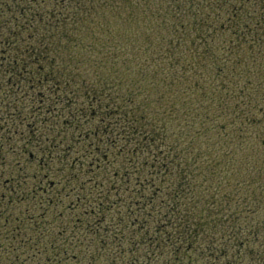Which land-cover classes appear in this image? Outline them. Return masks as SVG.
Segmentation results:
<instances>
[{"label": "trees", "instance_id": "obj_1", "mask_svg": "<svg viewBox=\"0 0 264 264\" xmlns=\"http://www.w3.org/2000/svg\"><path fill=\"white\" fill-rule=\"evenodd\" d=\"M0 130V264L264 263V0H0Z\"/></svg>", "mask_w": 264, "mask_h": 264}, {"label": "rangeland", "instance_id": "obj_2", "mask_svg": "<svg viewBox=\"0 0 264 264\" xmlns=\"http://www.w3.org/2000/svg\"><path fill=\"white\" fill-rule=\"evenodd\" d=\"M35 132L37 130L36 127L34 128H28L27 126L25 128H20L18 127V132H20V134H27L28 132ZM3 130H0V133H2ZM4 133V132H3ZM7 134L10 135L8 137H11L13 140L14 139H18L19 136L18 134ZM22 137V136H21ZM93 140V138H92ZM21 141V140H20ZM91 141V140H88ZM94 143V141H92ZM21 144V143H20ZM18 143H12L9 142V145L7 146V150L4 151L2 153V155H0V186H4L5 189H1L0 188V194L1 195H6L9 196L10 194H8V191L6 190V188H12V185H14V183L16 184V180H22L24 177H27L25 179V188H29V189H36L37 192H39L41 190V188H45L44 186V180H46L45 175H46V170L42 169V167L40 166L41 162V154L38 151H34L33 150H26V152H21L19 151L20 148H22V145H20ZM81 145H75L74 148L71 149V151L68 152V154L70 155V159H77V157H83V158H87L88 156V152L82 153L79 151V147ZM61 150V149H58ZM90 150V148H89ZM261 150V149H260ZM263 150V149H262ZM77 151V152H76ZM38 152V153H37ZM51 153H55L56 151H50ZM22 154V157L19 156V154ZM32 153V158L28 159L29 154ZM59 153V152H57ZM71 153V154H70ZM263 154V152H262ZM84 155V156H83ZM86 160V159H84ZM264 160L263 158L260 159V161ZM68 161H70L68 159ZM77 162V160H75ZM83 161V160H82ZM84 166L86 165V161L83 162ZM83 166V167H84ZM46 167V166H45ZM94 168V166H92V164H88L87 166L84 167V171H88L89 169ZM21 173V174H20ZM7 184V185H6ZM89 184V183H87ZM38 185L41 186V188L38 190ZM13 197H17L18 194L17 193H13L12 194ZM21 197V196H18ZM39 200L36 198H33L32 195H30L28 193L27 198L23 200V204H17L18 207H16L15 212L12 213L13 217H15L16 214H23V218L25 219L27 217V210H34L35 204L38 202ZM67 203L64 204V206H66ZM11 208H13V206H11ZM9 210V208H8ZM61 210H56L57 213H60ZM68 210L67 211H63L62 212V217L61 218H57V216H55L54 218L51 217V221L49 223H52L53 225H58L61 222L64 223L65 221L69 220L70 217L68 216ZM16 223V222H15ZM102 235H104V232H101ZM65 236V235H64ZM139 246L136 248L138 249ZM243 253V252H242ZM240 256H244V254L240 255ZM130 258L135 259L136 263L135 264H147L148 261H146L143 257V254L140 255L139 253L134 252L133 254H130L129 256ZM129 258V259H130ZM242 260H245L244 258H241ZM260 261H262V259H259ZM263 261H264V257H263ZM240 264H250V262L248 261H240ZM255 264H259L258 261H255ZM264 264V263H263Z\"/></svg>", "mask_w": 264, "mask_h": 264}]
</instances>
